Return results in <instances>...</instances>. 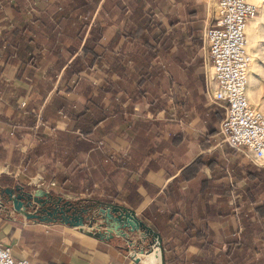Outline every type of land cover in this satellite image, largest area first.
Returning <instances> with one entry per match:
<instances>
[{
    "label": "crops",
    "instance_id": "1",
    "mask_svg": "<svg viewBox=\"0 0 264 264\" xmlns=\"http://www.w3.org/2000/svg\"><path fill=\"white\" fill-rule=\"evenodd\" d=\"M104 1L99 3L90 26ZM170 2L182 8L185 23L192 25L201 21L208 25L216 14V0ZM48 4L49 0H0V186L20 184L34 195L51 192L71 200L83 198L114 202L135 209L142 217L143 212L153 204L161 209L167 205L171 208L172 204L161 200L164 190L184 168L198 157L204 156L216 161L214 171L215 168L219 171L220 166L221 170L227 171L232 188L242 189L245 182L234 179L231 166L236 161L240 164L251 161L239 157V152L242 151L223 142L220 135L221 122L216 124L218 133L215 138L209 136L207 113L191 120H179L178 127L172 131L174 135L182 132L184 141L176 144L172 142L169 129L163 131L156 126L142 127L143 121L150 120L148 106L135 103L133 109H129L128 100L123 104L122 111L112 113L94 129L88 139L80 141L77 138L79 132L71 129V120L51 107L64 69L53 83V89H46L45 93H41L44 81H47L48 87L47 73L51 63L45 62L44 58L35 68L32 63L17 57L8 41L11 29L21 21L18 6L32 18L44 12ZM90 28L80 48L83 47ZM187 28L188 25H185L182 30ZM112 34L109 30L106 39L111 38ZM123 42L124 38L120 44ZM186 63L189 64L188 61ZM105 70L103 66H95L90 73H84L83 77L95 88L102 87L107 77ZM170 71L172 73L175 70L170 68ZM171 75L170 72L165 73L164 86L167 90L168 85L172 84ZM169 90L171 91V85ZM183 91L187 94L188 89ZM167 93L171 95L170 101L174 105L175 95ZM78 99L84 101L81 94ZM112 102L107 96L102 99L105 107H111ZM205 105L208 107L210 103L207 101ZM42 116L47 118V124L42 121ZM155 120H165L164 113L158 114ZM38 124L40 128H37ZM231 149L236 150L232 156L226 153ZM226 161H230V166ZM202 177L212 179V169L204 167L195 185L185 183L182 187L183 194L189 197L191 191L197 192ZM52 181L55 182L54 186L51 185ZM84 182L90 184V194L65 189H73L71 184L76 183L82 191L80 184ZM91 195H96V198ZM238 215L239 212L237 216L228 219L219 217L210 222L209 241L214 247H220L218 251H223L225 242L241 226ZM198 227L203 226H191L194 228L193 232ZM176 228L183 231L182 226H171V230ZM251 243L254 245L256 241ZM251 243L247 246L250 253L254 251ZM0 245L11 247L12 254L17 259L26 258L41 264H152L156 254L153 247V251L142 259L145 253L127 251L128 241L122 236L116 235L112 239L103 240L59 222L29 220L13 210L9 203L0 206ZM168 246L170 250L164 243L168 264H194L197 259H208L198 243L186 244L184 240L177 238L170 239ZM225 257V262L229 259L230 264L241 263L234 261L238 260L237 257ZM251 258L250 256L249 263Z\"/></svg>",
    "mask_w": 264,
    "mask_h": 264
},
{
    "label": "trees",
    "instance_id": "2",
    "mask_svg": "<svg viewBox=\"0 0 264 264\" xmlns=\"http://www.w3.org/2000/svg\"><path fill=\"white\" fill-rule=\"evenodd\" d=\"M101 1L49 0L47 9L32 18L22 12V7H17L21 21L9 30V45L17 57L32 63L35 68L44 58L45 62L51 63L47 73L48 87L44 81L41 93L53 89V83L64 69L53 96V110L71 120V129L79 132L77 138L80 141L88 139L112 113L122 111L128 100L129 109H133L135 103L148 106L150 120L143 121L142 127L169 129L173 143L184 141L182 132L174 135L172 131L178 127L179 120H191L204 113L209 117V136L215 138L218 133L216 124L223 120L224 109L205 105L207 101L200 87L194 85L196 82L202 86V79H194L188 85L179 82L178 75L170 71V68L180 72L189 69L186 61L193 58L198 43L191 23L182 30L185 22L182 8H176L170 0H105L90 26ZM89 27L88 37L80 48ZM109 30L113 34L106 39ZM123 38L124 42L120 44ZM95 66L106 69L107 77L102 87L95 88L83 77ZM166 72L172 74L174 105L164 86ZM187 86L192 88L190 95L183 91ZM79 94L84 101H79ZM104 96L112 99L111 107L103 105ZM160 113H164L165 120H155ZM41 119L47 124L45 116ZM235 152V149L226 151L230 156ZM215 163L214 159L198 157L169 183L161 195V200L172 204L171 208L165 204L166 208L161 209L153 204L143 212L142 218L161 234L168 250L171 249L168 248L170 239L180 238L186 244L198 243L208 259H197L194 264H230L228 258L225 262V256L237 257L238 260L234 261H241L238 264H264V168L253 162L232 163L234 179L245 182L242 189H234L229 184L226 170H221L220 166L219 171L216 168L214 171ZM226 164L230 166L231 163L226 161ZM206 166L212 169L213 178L202 177L198 191L193 190L189 197L185 196L183 185H195ZM89 185L88 182L80 184L82 191L76 183L71 184L73 189H65L75 193L88 192ZM237 212L241 226L225 242L223 251H218L220 247H214L209 241L210 222L219 217L237 216ZM171 226H182L183 231L171 230ZM191 226L203 227L193 232ZM254 241L256 244L253 245L251 242ZM250 243L254 250L251 253L247 247ZM165 258L168 264L166 254Z\"/></svg>",
    "mask_w": 264,
    "mask_h": 264
},
{
    "label": "built area",
    "instance_id": "3",
    "mask_svg": "<svg viewBox=\"0 0 264 264\" xmlns=\"http://www.w3.org/2000/svg\"><path fill=\"white\" fill-rule=\"evenodd\" d=\"M263 5L264 0H216L215 17L203 34L210 63L208 100L225 110L220 123L223 142L246 153L262 168L264 113L251 103L247 94L253 61L247 51V27ZM51 185L54 186L55 182L52 181ZM0 264L41 263H33L26 258L17 259L11 247L0 245Z\"/></svg>",
    "mask_w": 264,
    "mask_h": 264
},
{
    "label": "water",
    "instance_id": "4",
    "mask_svg": "<svg viewBox=\"0 0 264 264\" xmlns=\"http://www.w3.org/2000/svg\"><path fill=\"white\" fill-rule=\"evenodd\" d=\"M8 203L29 220L59 222L103 240L116 235L125 237L128 241L127 251L146 254L153 251V245H157L161 251V264H166L161 234L128 206L83 198L71 200L51 192L34 195L20 184L0 186V206Z\"/></svg>",
    "mask_w": 264,
    "mask_h": 264
},
{
    "label": "rangeland",
    "instance_id": "5",
    "mask_svg": "<svg viewBox=\"0 0 264 264\" xmlns=\"http://www.w3.org/2000/svg\"><path fill=\"white\" fill-rule=\"evenodd\" d=\"M176 8H180L176 6ZM183 20L185 19V16H182ZM182 28L185 27V25H188L187 23L183 22ZM194 26V35L198 37L197 45L194 48V52L192 54L193 58L189 59V69L187 68L186 71H177V69L174 71L176 75H178L179 82H186L188 85L191 83L194 79H202L203 84L202 86L199 83H194L196 87H200V91L203 94V97L206 101L210 102L208 100L207 96V80H208V72L210 70V63L208 58L207 50L205 49V43H204V30L208 26L205 22L196 23ZM250 29V32L248 30ZM186 30V29H185ZM247 36L248 40L250 41L251 45V52L247 49L248 53L252 56L253 61L250 68V78L251 83L253 81V84L249 85V98L254 106L259 108L264 113V5L260 8L259 12L257 13L256 17L253 18L252 21L249 22L248 28H247ZM191 65V67H190ZM187 80V81H186ZM193 82V81H192ZM168 85V92H172L169 90ZM195 87V90H196ZM188 89L187 93L189 94L192 91V88L187 86L185 87ZM184 88V90H185ZM204 91V92H203ZM251 91V93H250ZM173 93V92H172ZM183 93V92H182ZM254 95L255 100L252 99L251 95ZM171 97V95H169ZM201 97V96H198ZM212 107L217 106L216 104H211ZM224 108H222L223 110ZM241 153L239 157L245 158V160H249L252 162V160L246 155V153ZM237 154V153H236ZM90 194V192H87ZM97 195V194H96ZM96 195H91L92 197L96 198ZM92 200V199H91ZM87 202V201H86ZM142 218V217H141ZM155 246V245H153ZM152 246V247H153ZM144 257V256H143ZM146 258L145 257L142 259Z\"/></svg>",
    "mask_w": 264,
    "mask_h": 264
},
{
    "label": "bare ground",
    "instance_id": "6",
    "mask_svg": "<svg viewBox=\"0 0 264 264\" xmlns=\"http://www.w3.org/2000/svg\"><path fill=\"white\" fill-rule=\"evenodd\" d=\"M256 17V16H255ZM254 17V18H255ZM253 20V19H252ZM251 20V21H252ZM248 28V27H247ZM248 32H250V29L248 30ZM247 49L249 50V52H251V45H250V41L248 40V43H247ZM252 65V63H251ZM251 68V66H250ZM249 78H250V70H249ZM253 84V81L251 83V79H248V87H247V94H249V85L251 86ZM251 93V91H250ZM255 94L251 95L252 99L255 100V97H254ZM249 96V95H248ZM250 99V98H249ZM251 101V100H250ZM252 103V102H251ZM156 250V254L155 256L153 257L154 259V262L152 264H161V251H160V248L159 246L155 245L153 246ZM152 247V248H153ZM148 253H146V257H147Z\"/></svg>",
    "mask_w": 264,
    "mask_h": 264
}]
</instances>
